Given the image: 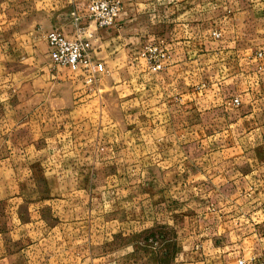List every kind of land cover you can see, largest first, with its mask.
I'll return each instance as SVG.
<instances>
[{"label":"rangeland","instance_id":"rangeland-1","mask_svg":"<svg viewBox=\"0 0 264 264\" xmlns=\"http://www.w3.org/2000/svg\"><path fill=\"white\" fill-rule=\"evenodd\" d=\"M41 25L0 0V264H206L190 239L206 199L181 172L199 160L168 155L183 112L143 119L134 76L64 77Z\"/></svg>","mask_w":264,"mask_h":264},{"label":"crops","instance_id":"crops-1","mask_svg":"<svg viewBox=\"0 0 264 264\" xmlns=\"http://www.w3.org/2000/svg\"><path fill=\"white\" fill-rule=\"evenodd\" d=\"M116 1V23L93 32L91 0L26 4L44 36L54 30L69 40L93 41L95 59L107 70L102 78L139 79L143 119L165 103L183 112L175 122L183 129L169 138L186 151L177 154L175 146L168 155L199 160V168L181 172L190 174L183 185L206 199L194 218L200 229L190 233L200 241L195 250L203 261L264 264V0H220L215 6L209 0ZM149 43L165 53L161 70L142 56ZM46 53L49 59L47 43ZM64 71V77H76ZM108 89L120 95L117 86Z\"/></svg>","mask_w":264,"mask_h":264},{"label":"built area","instance_id":"built-area-1","mask_svg":"<svg viewBox=\"0 0 264 264\" xmlns=\"http://www.w3.org/2000/svg\"><path fill=\"white\" fill-rule=\"evenodd\" d=\"M87 10L89 17L96 22L98 27L107 28L116 23L120 4L116 0H91ZM213 35L216 38L219 37L217 33ZM45 40L48 56L53 66L81 78L85 84L95 85L106 72L104 65L95 59L93 46L89 41L69 40L54 30L45 34ZM142 56L153 64L154 70H161V61L166 59L165 53L152 43L146 45ZM233 103L237 104L238 100H234Z\"/></svg>","mask_w":264,"mask_h":264}]
</instances>
